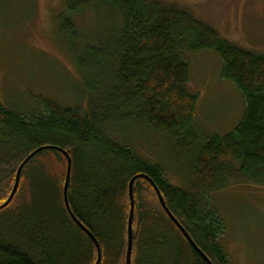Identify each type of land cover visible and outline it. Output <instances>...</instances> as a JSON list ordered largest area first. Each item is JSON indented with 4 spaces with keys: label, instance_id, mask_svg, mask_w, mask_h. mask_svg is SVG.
I'll use <instances>...</instances> for the list:
<instances>
[{
    "label": "trees",
    "instance_id": "16d2710c",
    "mask_svg": "<svg viewBox=\"0 0 264 264\" xmlns=\"http://www.w3.org/2000/svg\"><path fill=\"white\" fill-rule=\"evenodd\" d=\"M93 7L112 11L117 22L106 38L84 47L83 56L75 52L74 61L95 78L98 92L91 91L100 98L94 97L88 108L75 109L41 99L44 113L40 115H21L0 104V206L14 188L18 168L32 152L61 148L73 162L71 208L97 239L101 264H125L129 184L138 175L155 183L170 212L213 264H229L218 245L224 225L209 208L202 189L209 186L208 178L213 180L234 166L245 181L264 185V52L236 45L186 8L158 0H64L59 18L70 44L79 35L73 17ZM203 50L220 56L223 78L242 92L246 111L234 132L198 141L193 120L199 97L188 90L190 64L185 55ZM133 122L175 135L185 132L193 147V175H199L203 186L194 191L174 187L161 166L141 160L117 143L112 126ZM66 168L65 156L52 149L25 166L14 199L0 214L15 221L23 237H31V248L25 250L0 236V264L96 263L94 242L65 207ZM35 169L43 180L37 211L25 207ZM133 194L132 264H166L168 256L159 257L166 247L169 251L164 252L174 256V264H207L168 216L147 179L134 182ZM55 229L59 235L49 243Z\"/></svg>",
    "mask_w": 264,
    "mask_h": 264
},
{
    "label": "rangeland",
    "instance_id": "374dc122",
    "mask_svg": "<svg viewBox=\"0 0 264 264\" xmlns=\"http://www.w3.org/2000/svg\"><path fill=\"white\" fill-rule=\"evenodd\" d=\"M158 1L186 8L236 45L264 52V0ZM63 2L0 0V104L10 111L40 115L44 113L41 99L75 109L88 108L94 97L100 98L99 93L94 96L91 91L98 92L95 78L86 68H77L74 55H80L95 39L106 38L117 22L116 16L106 8L93 7L73 17L79 35L72 48L59 18ZM185 57L190 64L188 90L199 97L193 120L198 141L234 132L243 121L246 101L237 86L223 78L222 59L211 50L187 53ZM111 132L117 143L129 147L138 158L161 166L174 187L194 191L203 186L199 175H193V147L185 132L175 135L135 122L112 126ZM33 174L35 181L32 191L26 189L25 207L37 211L43 180L37 169ZM207 182L209 186L202 190L209 208L224 225L218 245L229 264H264V185L245 181L236 166ZM40 213L47 216L43 209ZM17 225L0 214V236L28 250L31 237H23ZM54 232L49 243L59 235L56 229ZM164 251L169 248L159 257L168 256L166 264H174V256ZM32 254L35 256L34 251Z\"/></svg>",
    "mask_w": 264,
    "mask_h": 264
},
{
    "label": "water",
    "instance_id": "95a60500",
    "mask_svg": "<svg viewBox=\"0 0 264 264\" xmlns=\"http://www.w3.org/2000/svg\"><path fill=\"white\" fill-rule=\"evenodd\" d=\"M56 150L59 151L60 153H62L67 161V168H66V175H65V182H64V187H63V197H64V203H65V207L66 210L68 212V214L70 215V217L74 220V222L92 239V241L94 242L96 248H97V260L95 264H101V259H102V252H101V248L100 245L97 241V239L95 238V236L92 234V232L84 226L83 223H81V221L77 218V216L74 214L70 202H69V197H68V193H69V184H70V179H71V174H72V158L70 156V154L68 152H66L65 150L61 149V148H56V147H42L39 148L37 150H35L34 152H32L24 161L23 163L20 165V167L18 168L17 174H16V181H15V185L14 188L8 198V200L0 206V211L5 209L14 199L19 186H20V181H21V176H22V172L25 168V166L39 153H41L42 151L45 150ZM139 178H144L147 179L154 187L159 201L162 205V207L164 208V210L166 211V213L168 214V216L171 218V220L175 223V225L180 229V231L183 233V235L185 236V238L188 240V242L190 243V245L192 246V248L199 254V256L207 263V264H213L211 262V260L199 249V247L195 244V242L193 241V239L191 238V236L188 234V232L185 230V228L180 224V222L174 217V215L170 212V210L168 209L165 200L162 196L161 191L159 190V188L155 185V183L150 180L147 176L145 175H138L136 177H134L129 184V196H130V214H129V219H128V242H127V251H126V261L125 264H132V258H133V244H134V239H133V219H134V211H135V202H134V194H133V186H134V182L139 179Z\"/></svg>",
    "mask_w": 264,
    "mask_h": 264
}]
</instances>
